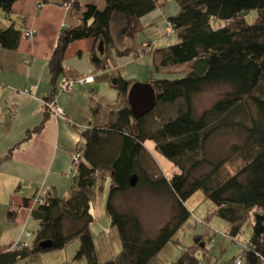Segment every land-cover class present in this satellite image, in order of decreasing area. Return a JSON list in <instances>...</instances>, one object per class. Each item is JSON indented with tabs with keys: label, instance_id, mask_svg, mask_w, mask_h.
<instances>
[{
	"label": "trees",
	"instance_id": "trees-1",
	"mask_svg": "<svg viewBox=\"0 0 264 264\" xmlns=\"http://www.w3.org/2000/svg\"><path fill=\"white\" fill-rule=\"evenodd\" d=\"M18 1L0 0V11L9 19ZM59 1L78 23L62 29L48 63L55 93L63 78H81L77 71L64 64L66 52L73 43L89 39L103 42L105 58L94 51L91 62L97 70H106L115 48L113 27L119 29L122 38L135 40L143 29L141 19L159 7L158 0H105V10H100L95 3L84 7L81 0ZM177 2L181 12L168 19L176 44L154 48L149 56L157 72L186 66L185 76L151 80L149 84L156 92L158 103L139 122H135L127 100L133 82L118 78V85L114 87L123 95V106L112 110L97 105L93 109V120L87 121V129L81 131L84 152L76 165L77 174L70 192L62 197L52 194L32 211V218L39 222L34 242L23 248L4 247L0 264H19L41 254L62 251L76 239L81 245L75 260L101 264L91 233L95 221L92 209L97 191L103 190L107 180H110V189L105 212L112 227L119 232L122 251L115 260L105 264H150L191 217L185 205L197 192H203L217 206L213 214L229 225L227 236L232 242L239 239L247 225L252 226L251 238L238 258L213 264H236L239 258L241 264H264V0ZM42 3L49 1L42 0ZM254 11L258 15L250 23L247 15ZM23 37V31L15 26L0 29V48L16 52ZM140 52L141 49L133 47L119 51L118 55L139 56ZM24 63L29 65L30 61ZM210 85H227L231 89L196 118L194 98ZM46 110L40 125L28 131L21 143L0 158V165L11 160L17 148L43 130L51 114ZM223 130L243 133L244 143L234 146L228 158L211 164L210 173L194 179V172L207 162L208 144ZM147 142H153L156 150L180 174L168 180L157 175L155 169L151 170L148 159L142 158ZM134 176L138 180L136 187L157 195L168 193L174 200V217L154 238L146 236L139 216L122 212L117 205L119 198L133 189ZM17 214L10 211L8 221L14 223ZM205 238L183 250L172 264H212ZM45 242H51L52 247L43 249L41 244Z\"/></svg>",
	"mask_w": 264,
	"mask_h": 264
},
{
	"label": "rangeland",
	"instance_id": "rangeland-1",
	"mask_svg": "<svg viewBox=\"0 0 264 264\" xmlns=\"http://www.w3.org/2000/svg\"><path fill=\"white\" fill-rule=\"evenodd\" d=\"M102 1L105 2V0ZM82 3L85 7L90 3H94V0H83ZM96 5L98 6V4ZM105 8L106 5L104 7H99L100 10H105ZM180 12L181 10L177 0H168V3L162 7H158L154 12L141 19L143 29L136 35L135 40H130L128 38L122 39L119 29L114 26L113 35L115 39V48L112 51L109 66L106 70H97L88 55L83 58H77L76 60H69L67 61V64L65 63L68 67L76 66L77 72L80 74L81 78L87 77L88 75L94 76L95 78V83L93 85L87 86L77 83L75 92L72 95L62 94L59 90H57L56 93L57 98L55 99L58 107L69 117L67 122L62 121V123L65 124V131H62L61 136L64 134L67 135L66 131L68 129L69 136H67L66 142L69 145L71 144L70 142H74V152L85 145L79 129H82V126L87 121L93 120L92 112L93 109H96L97 105H102L103 107L112 110H117L123 106V95L114 87V80L122 77L128 81H132L133 84H147L151 80H175L185 76L183 72H187L188 67L186 66L157 72L153 60L149 56L150 51L154 48H164L176 44V36L168 19L179 15ZM257 15L258 13L256 11L249 13L247 15L248 22H253ZM0 23L2 25H5L6 23V17L2 11H0ZM170 34H173L172 38L169 36ZM133 47L141 49V55L136 56L134 53H130L126 56L118 55L119 51H122L123 49L130 50ZM11 54L17 56L14 52H11ZM104 58L105 57H103V59ZM2 60L3 56L0 55V65H3ZM14 63L17 64L16 66L18 69V72H15L16 79L18 80L17 83H20L24 80L26 75V70L24 69L25 66L17 59L8 63V67L12 66ZM39 80L40 79L37 81ZM230 89L231 87L227 85L206 86L204 90L194 98L193 104L195 117L200 118L206 111L213 107L221 95ZM35 101L36 100H30V98L25 99L22 93L19 94L15 92L14 97H12L7 106L5 102L0 103V144H9L11 145L9 147L14 148L24 140L28 130L33 131L40 125L43 118V115L39 112L41 103ZM24 105H29L27 111L25 108L21 110ZM10 109L16 110L18 115L17 120L11 119V117L7 115ZM171 113L172 115H175L174 109H172ZM70 123L78 124V126L81 127L76 129L69 128ZM244 140L245 135L235 130H223L216 134L207 146V162L194 172V179L210 173L212 171L211 164L228 158L231 149L234 146H241L244 143ZM12 142L15 144H10ZM144 148L145 151L142 158L144 160H150H148V167L151 170L155 169L153 171L156 172L157 175H162L164 178L170 180L173 175L180 174V170L156 150L153 142H147L144 144ZM11 149H8L7 154ZM72 162L73 158L69 160V164L63 169L62 173L73 175V179L77 174V171L76 168L72 166ZM7 164L10 163L8 161H3L0 165V171L2 174L6 173L5 166ZM59 166V163H57L54 169L59 170ZM37 173L39 174V172ZM39 176H41L42 181L44 180L46 173L41 172V175ZM3 177L10 178L8 174L3 175ZM23 179H25V177ZM71 183H73V180H71ZM20 184H24L23 187ZM29 186V181L26 183L25 181H21L16 185V190H13L12 186L9 184L4 185L3 190L0 188L1 220L7 218V213L10 209H15L17 212V209L19 208L27 210L31 208L35 197L32 196L33 191L31 193ZM136 186L126 195L121 196L119 198L120 204L117 202V205L120 206L122 212H134L139 216L144 225L146 236L148 238H154L174 217V200L168 193L157 195L150 190ZM41 187L42 184L39 188ZM109 189L110 183H108L106 189L104 203H102L101 195L97 201H95L96 203L92 209L95 221L92 224L91 233L94 238L98 260L101 264L115 260L122 251L119 232L116 228L112 227L111 220L105 212ZM17 190H19V192L21 191L19 196H16L19 194H17ZM185 206L191 212V217L178 231L174 239L150 264H172L179 259L183 250L192 246L197 240L201 241V237L203 236H206L205 239L208 243L210 240V242H213L214 244V248L210 251L212 264L216 262H229L238 258L242 254L252 235L251 225H247L239 239L232 242L227 236L229 233V225L213 214L217 209V206L211 200L207 199L203 192H197L187 201ZM7 226L8 229L15 228L10 223H7ZM38 229L39 224L36 221L31 220L24 232L23 227H21L20 230L16 229L13 232L11 231L7 238L11 239L8 242L10 243L9 245L14 242V248L17 247V243L32 245ZM30 232L32 233L30 236L32 238L27 237L26 235ZM20 236L23 239L20 238ZM80 245V240L76 239L62 251L47 253L45 255L43 254L40 255V259L35 258V261L28 259L19 264H88L86 259L80 261L75 260ZM66 255L69 257L67 262Z\"/></svg>",
	"mask_w": 264,
	"mask_h": 264
},
{
	"label": "crops",
	"instance_id": "crops-1",
	"mask_svg": "<svg viewBox=\"0 0 264 264\" xmlns=\"http://www.w3.org/2000/svg\"><path fill=\"white\" fill-rule=\"evenodd\" d=\"M48 1V4H43L42 0H20L14 5L11 17L8 19L5 16V25H2L0 23V29H8L12 26H15L17 29H21L23 31V34L27 30H32L35 32V37L33 39H25L23 37L20 48L18 49V51L14 52L17 56H13L11 54L12 51L0 48V55L3 56V65H0V103L5 102L7 106L12 97H14L15 92L19 94L22 93L25 99L30 98V100H36L35 102L41 103L39 112H41V114L43 115L42 120L44 119V116L47 112L46 108L44 107V102L51 97H53L54 99L57 98L54 87L51 85V77L48 67L53 49L57 43L62 29L64 27L75 26L78 23L77 20L70 15V10L66 5H63L59 0ZM158 1L159 7H162L163 5L168 3V0H165V2L164 0ZM82 2L83 0H81V4L83 5ZM94 3L98 4V7H104L106 5V2L102 0H94ZM100 43L101 42L93 39L73 43L66 52L64 64H67V61L69 60L83 58L86 55L90 56L91 58V54L94 51H96L103 59L104 54H101L99 51ZM124 50L125 49H123L122 51ZM17 59L21 61L26 67H24V69L26 70V75L24 77V80L20 83H17L18 80L15 76V72H18L16 66L17 64L14 63L12 66L8 67V63H11V61ZM27 60L30 61L29 65H25L24 63ZM69 67H73L76 69V66ZM75 71H77V69ZM38 79L40 80L37 81ZM26 89H29V91H31V96L25 94ZM28 106L29 105H24L21 110L25 108V110L27 111ZM9 111L7 115L11 117ZM14 111L16 113V118L11 119L17 120L18 115L15 109ZM68 119L69 117L67 115L66 118L63 119L57 118L50 114L43 130L40 133L34 134L29 141L23 143L14 151L12 159L8 161L10 164H7L5 166L6 173L2 174V172L0 171L1 190H3L4 185L8 184L11 185L14 190L19 182L25 181L26 183L29 181V188L31 193L33 191V197L39 191L41 192V197L45 201H48L52 194L60 197L68 195L73 185V183H71V180H73V175L64 174L62 172L63 169H65V167L69 164V160L73 158L74 142H70L71 146L66 142L67 136H69L68 129L66 131L67 135L64 134L63 136H61L62 131H65V124L62 123V121L67 122ZM84 126L85 124L82 126V129H79L80 133L84 130ZM80 127L81 126H78V124L76 125L71 123L69 126V128L72 129ZM10 144L15 143L12 142ZM9 146L11 145L0 144V157L5 156L8 152V149L12 148ZM57 163H59L60 165L59 170L54 169ZM72 166L76 168V165L73 162ZM37 172H39V174ZM41 172L46 173V176L42 181L41 176H39L41 175ZM5 174H8L11 179L9 177H3V175ZM24 177L25 179H23ZM109 181L110 180H107V182L103 185L102 191L100 189L97 191V197L95 201H97V199L102 195L101 199L102 203H104L106 189L108 183H110ZM41 184L42 187L39 188ZM23 185L21 186L23 187ZM16 192L17 194L19 193L16 196H19L21 194V191L19 192V190H17ZM95 203L96 202H94V204ZM30 209H17L18 214L14 223H10L8 221V213L12 211V209H10V211L7 213V218H4V220L0 219V254L2 253L4 247H6L7 245L10 246V243L8 242L11 239L7 238L9 237L11 231L13 232L16 229L20 230V228L23 227L24 232L29 222L31 220L35 221L31 216ZM7 223H10L15 228L8 229ZM37 223L39 224V222ZM20 238L22 237L20 236ZM13 244L11 243V245ZM35 258L40 259V255L31 258V261H35ZM68 259L69 257L66 255V262Z\"/></svg>",
	"mask_w": 264,
	"mask_h": 264
},
{
	"label": "built area",
	"instance_id": "built-area-1",
	"mask_svg": "<svg viewBox=\"0 0 264 264\" xmlns=\"http://www.w3.org/2000/svg\"><path fill=\"white\" fill-rule=\"evenodd\" d=\"M69 7V5H68ZM170 36V35H169ZM35 37V32L32 30H27L24 32V38L25 39H33ZM28 63V62H26ZM80 80V79H79ZM74 80V79H69V78H63L60 82H59V87L58 90L60 91V93L62 94H67V95H72L75 92V88H76V84L80 83L83 85H93L95 83V78L94 76H87L84 78H81V80ZM25 94L28 96H31V91H29V89H26ZM44 105L46 106V108L48 109V111H50V113L57 117V118H66V113L58 107L57 105V101L56 99H53L51 102H44ZM10 116L11 118H16V113L14 110L10 111ZM84 129H87V126H84ZM83 152L84 149L83 147L78 148L76 150V152H74L73 154V163L75 165H77L80 160L83 157ZM34 201L32 203L30 212L32 213V211L38 207L39 205H43L46 201L41 197V192L39 191L35 196H34ZM11 212H16L15 209H12ZM27 237L31 236V233H27L26 234ZM27 244L26 243H17V247L16 248H23L26 247ZM214 248V244L213 242H209L207 245V250L210 252L212 249ZM236 264H241V259H237Z\"/></svg>",
	"mask_w": 264,
	"mask_h": 264
},
{
	"label": "water",
	"instance_id": "water-1",
	"mask_svg": "<svg viewBox=\"0 0 264 264\" xmlns=\"http://www.w3.org/2000/svg\"><path fill=\"white\" fill-rule=\"evenodd\" d=\"M99 51L101 54H104V43L101 42L99 46ZM114 86L118 85V79L114 80ZM128 104L131 108L132 115L134 117L135 122H139L141 119L149 115L156 108L158 99L156 92L151 84H142L135 83L133 84L127 94ZM135 133L137 134L136 125L133 126ZM137 177L134 176L131 179V187L134 188L137 184ZM197 240L196 243H198ZM204 247V244H202ZM43 249H50L52 247L51 242H45L41 244Z\"/></svg>",
	"mask_w": 264,
	"mask_h": 264
}]
</instances>
